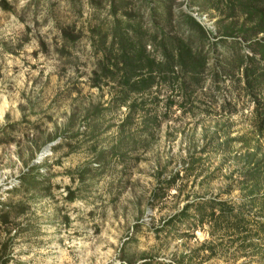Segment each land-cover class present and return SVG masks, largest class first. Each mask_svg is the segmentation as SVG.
Masks as SVG:
<instances>
[{
    "label": "rangeland",
    "instance_id": "1",
    "mask_svg": "<svg viewBox=\"0 0 264 264\" xmlns=\"http://www.w3.org/2000/svg\"><path fill=\"white\" fill-rule=\"evenodd\" d=\"M205 1L0 0V264H264V132L227 75L213 82L232 38ZM187 16L209 32L199 86L128 94L120 130L98 38L119 19L158 61L154 33L197 45Z\"/></svg>",
    "mask_w": 264,
    "mask_h": 264
},
{
    "label": "trees",
    "instance_id": "2",
    "mask_svg": "<svg viewBox=\"0 0 264 264\" xmlns=\"http://www.w3.org/2000/svg\"><path fill=\"white\" fill-rule=\"evenodd\" d=\"M5 4L7 6V3ZM204 4L207 11L214 12L219 18L215 22L216 35L213 36L226 38L219 40L232 38L231 45H225L226 41H220L224 56L211 65L213 82L218 81V74L227 75L232 88L241 89L250 98L254 105V129L258 134H262L264 132V106L262 105L264 99V0H206ZM2 8L5 9V7ZM110 14L115 16L114 6H111ZM187 20L199 34L195 48L191 45L192 40L189 36L186 40H181L162 34L155 43L157 34L154 33L151 43L153 49L158 50L160 56L158 61L146 52V41L139 38L136 33L133 34L132 39L122 33L119 19L113 21L109 43H107L106 35L98 38L96 47L101 48L98 71L103 78H109L118 84L120 97L117 105L127 110V115L118 126L120 130L137 110L135 102L128 103V94L146 93L160 83L171 87L176 86L180 96L182 95V100L188 101L189 91L199 86L201 75L209 68L207 67L208 57L202 51V46L205 42L208 43L209 32L193 17L187 16ZM128 28H132L131 23L124 29L126 33L129 31ZM64 37L67 38L65 35ZM72 40L74 41L75 38ZM96 47L93 45V48ZM244 49H248L249 53H242ZM98 85V83L93 84L94 87ZM172 104L169 102L167 106L171 107ZM215 206L220 210L219 217L226 218L223 203L220 202ZM209 215L214 220V213ZM233 216L231 224L235 226L233 229H238L242 219H238L237 215ZM198 222L200 225L204 223L202 216ZM250 246H243V252H246ZM208 250L209 256L215 255V247L210 246Z\"/></svg>",
    "mask_w": 264,
    "mask_h": 264
}]
</instances>
